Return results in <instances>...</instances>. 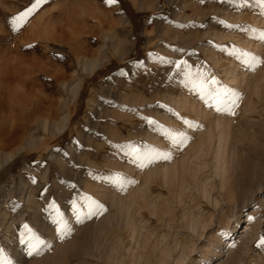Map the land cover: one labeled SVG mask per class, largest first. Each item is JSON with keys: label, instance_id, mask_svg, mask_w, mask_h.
Masks as SVG:
<instances>
[{"label": "rangeland", "instance_id": "374dc122", "mask_svg": "<svg viewBox=\"0 0 264 264\" xmlns=\"http://www.w3.org/2000/svg\"><path fill=\"white\" fill-rule=\"evenodd\" d=\"M35 3L0 0V249L12 264L61 250L70 251L64 264H158L175 242L192 253L181 264H264L257 0H43L13 31L12 18ZM186 72L209 91L239 93L234 114L201 99ZM166 133L188 141L175 147ZM127 145L171 159L141 168ZM92 202L104 211L89 218ZM58 219L71 229L63 238ZM24 225L37 248L31 256L20 242Z\"/></svg>", "mask_w": 264, "mask_h": 264}, {"label": "snow or ice", "instance_id": "6c2138e0", "mask_svg": "<svg viewBox=\"0 0 264 264\" xmlns=\"http://www.w3.org/2000/svg\"><path fill=\"white\" fill-rule=\"evenodd\" d=\"M43 0H36V3L33 5L32 8L27 9L25 12L20 13L17 16H14L11 20L12 28L13 31L17 30L27 19V17L35 10V8L42 3ZM106 4H114L116 0H104ZM257 3L260 4L262 8H264V0H257ZM261 39H264V34H262ZM247 55V54H245ZM250 68H254L258 66L260 63L259 59L256 57H249L245 61ZM187 67V66H185ZM186 80L190 83H193L194 87H197L199 89L201 99H204L206 96L214 100V106L216 108V111L218 112H226L230 115L234 114V109L238 106V101L240 99L239 93L228 90V89H223L220 88L219 90L213 89L212 91H209L204 80L201 79L199 81H196L192 74L190 72H186ZM203 76V74H201ZM213 85L216 84L215 79L211 81ZM223 94V95H221ZM207 103L208 101L205 100ZM149 123H152L149 121ZM187 123V121H185ZM169 136V139L171 141V144L175 147H183L187 141L188 138L182 134H176V133H166ZM130 149V155L133 156L137 161H138V166L143 168L146 166L148 163H153L156 160H170L171 155L168 152H160L157 150H150L149 152L146 153H141L140 150L136 147H133L132 145H127ZM127 183H132V181H120L121 186ZM104 211L103 206L99 205L95 202H92L89 206V211H88V216L91 218L92 216H95L99 213H102ZM253 218L248 217V220L251 221ZM80 221V216L79 214L77 215V222ZM57 223V232L60 234L61 238H63L64 235H67L70 233L71 229L67 225L66 222L63 220L58 219L56 221ZM24 232L21 234V243H25L27 240L28 243V252L27 255L31 256L33 252L37 250L36 245L33 244V235L31 231L27 228L26 225L23 226ZM42 243V242H38ZM257 247H262L264 246V236H261L257 242H256ZM0 264H12V261L5 255L4 251L0 249Z\"/></svg>", "mask_w": 264, "mask_h": 264}, {"label": "bare ground", "instance_id": "6f19581e", "mask_svg": "<svg viewBox=\"0 0 264 264\" xmlns=\"http://www.w3.org/2000/svg\"><path fill=\"white\" fill-rule=\"evenodd\" d=\"M229 71V70H228ZM244 76V75H243ZM257 91V90H256ZM256 96V95H255ZM219 126V125H218ZM220 137L218 138V143H217V147H216V149L214 150V153H211L212 154V159H213V166H214V172L216 173V169H217V167H216V159H218L219 158V151H220ZM206 141H207V139H206ZM215 141H216V139H215ZM216 145V144H215ZM24 147V146H23ZM17 151V150H16ZM170 154H172V153H170ZM198 154H200V153H196L195 154V156H197ZM8 157V156H7ZM6 158V157H5ZM4 160V159H3ZM2 160V161H3ZM10 160V159H9ZM8 160V161H9ZM6 161H7V159L6 160H4L3 161V164H5L6 163ZM187 161V160H186ZM192 161V160H191ZM177 163V162H176ZM178 164V163H177ZM153 166V165H152ZM162 167V166H161ZM167 167V166H166ZM166 167H163V168H160V170H159V173L161 172L162 174H164V173H166L167 172V168ZM187 168V172L190 174V176L192 177V178H195V174H196V171H197V169H191V168H189V166H187L186 167ZM197 168H198V166H197ZM158 170V169H157ZM181 171V170H180ZM250 171V170H249ZM248 174L250 175V173L248 172ZM251 174H253V173H251ZM156 175V174H155ZM254 175V174H253ZM156 177V176H155ZM187 178V177H186ZM249 179H250V177H248ZM240 183V182H239ZM243 184V183H242ZM192 185V184H191ZM245 185V184H244ZM142 187V186H141ZM199 187H200V185H199ZM196 188V187H195ZM206 187H204V184L201 186V193L204 195V196H206L207 195V189H205ZM246 189V188H245ZM24 190V189H23ZM137 190V189H136ZM26 191V190H25ZM140 192V200L142 201V205L146 208V209H148L150 212H151V214L153 215L154 214V212H153V209L155 208H153V205H152V203L150 202H146L145 201V198H144V190H139ZM27 192V191H26ZM29 193V192H28ZM137 199V198H136ZM147 199V198H146ZM183 199V198H182ZM26 200V199H25ZM139 200V201H140ZM179 200V199H178ZM32 201V200H31ZM131 201V200H130ZM127 204V203H126ZM132 204V203H131ZM136 204V203H135ZM134 204V205H135ZM133 209H135V208H133ZM132 209V210H133ZM137 211V210H136ZM133 212V211H132ZM139 212V211H138ZM119 214L121 215V214H123V210H121L120 209V211H119ZM129 214V213H128ZM130 215V214H129ZM125 221H126V224L127 225H132L131 223H130V221H129V219H127L128 217L126 216V214H125ZM191 220L188 222V228L191 230V231H194L195 229H196V227H197V220L195 219V218H190ZM105 220H107V219H105ZM103 223V222H102ZM137 225V224H136ZM100 226V225H99ZM133 226V225H132ZM131 228V227H130ZM236 228V227H235ZM235 228L233 229V232L234 231H236L235 230ZM133 229H134V227H133ZM91 236H93V235H91ZM99 236V235H98ZM96 237V236H95ZM101 237V236H100ZM134 237V236H133ZM97 238V237H96ZM175 240V239H174ZM76 243V242H75ZM72 244V243H71ZM74 244V243H73ZM72 244V245H73ZM179 243H176L175 242V244H173V246H172V250H170V249H168V248H166V249H161L160 250V253L159 254H161V257H160V259H159V261H158V264H163V263H165V264H167L168 262H169V260L170 259H172V260H174V263L175 264H178V263H180V262H182V261H184L183 259H186V257H187V260H188V262L192 259L191 258V254L192 253H190L191 251H188V248H186L185 246L184 247H182L183 245H181V246H179L178 245ZM78 245V244H77ZM155 245H157V244H155ZM113 247V246H112ZM113 249H115V248H113ZM82 250V249H81ZM154 250V249H153ZM192 250H193V248H192ZM98 251V250H97ZM107 251V250H106ZM110 251H112V250H110ZM70 252V251H69ZM68 252V250L66 251V250H61V251H59V252H56V253H53L52 255H50V256H48V257H45V258H43L42 260H39V261H37L36 263H34V264H64V260H65V257H66V255L69 253ZM109 252V251H108ZM114 252V251H113ZM112 252V253H113ZM159 252V251H158ZM111 253V254H112ZM211 254H210V260H213L214 258H217V257H219L220 255H219V252L217 251V250H215V251H211L210 252ZM111 254L109 253V254H106V256H104L107 260H109L110 259V257H111ZM132 255V254H131ZM139 255V254H138ZM138 255H136V257L138 256ZM141 255V254H140ZM68 256V255H67ZM163 256V257H162ZM141 257V256H140ZM134 258H135V256H134ZM120 260V259H119ZM146 260V259H145ZM187 260H186V262H187ZM131 261H133V260H131ZM68 262V261H67ZM112 262V261H111ZM185 262V263H186ZM232 262V261H231ZM81 263V262H80ZM85 263V262H84ZM122 263V262H121ZM181 264V263H180ZM184 264V263H183Z\"/></svg>", "mask_w": 264, "mask_h": 264}]
</instances>
